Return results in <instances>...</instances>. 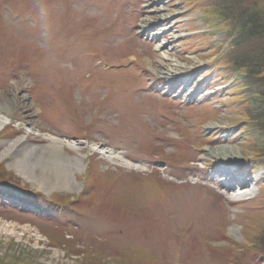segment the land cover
I'll return each mask as SVG.
<instances>
[{
	"label": "rangeland",
	"instance_id": "rangeland-1",
	"mask_svg": "<svg viewBox=\"0 0 264 264\" xmlns=\"http://www.w3.org/2000/svg\"><path fill=\"white\" fill-rule=\"evenodd\" d=\"M245 12L264 27V0H0V264H264V30L229 34ZM22 137L56 141L76 188L23 179Z\"/></svg>",
	"mask_w": 264,
	"mask_h": 264
},
{
	"label": "bare ground",
	"instance_id": "bare-ground-1",
	"mask_svg": "<svg viewBox=\"0 0 264 264\" xmlns=\"http://www.w3.org/2000/svg\"><path fill=\"white\" fill-rule=\"evenodd\" d=\"M30 25L31 24L28 23L26 26L29 27ZM49 58L51 60L53 56H50ZM165 73L166 76H170L169 73H171V70L166 69ZM1 112L2 110L0 108V130L8 123V121L2 116ZM24 140L25 137L19 138L9 146V150L11 148L15 149V147H18L17 151L22 155V157H20L17 161H14L11 166L18 170V173L23 179L28 182H32L38 187L39 190H42L46 193H50V191L55 190L73 191V189L76 188V185L73 182V174L70 172V167L66 163L67 161L64 160L65 156L59 150L60 146L56 143V141H54L49 148H46L48 151L43 155L42 153H36V148L29 146ZM9 150L3 153L2 159L10 152ZM103 153L107 154L109 152L105 151ZM214 155L215 157L218 156H216V154ZM220 156L221 154L219 157ZM210 157L204 156L202 160L209 161ZM116 158L117 157H112V159ZM80 163L81 162H79V160L76 161V167H78L76 171L78 173L80 172L81 168ZM127 165L128 164H125V166ZM253 195V189L247 188L240 190L235 195H233V197L236 200H241L252 197Z\"/></svg>",
	"mask_w": 264,
	"mask_h": 264
},
{
	"label": "trees",
	"instance_id": "trees-1",
	"mask_svg": "<svg viewBox=\"0 0 264 264\" xmlns=\"http://www.w3.org/2000/svg\"><path fill=\"white\" fill-rule=\"evenodd\" d=\"M223 9H225V8H223ZM235 23H236L235 26H233V28L231 29L229 34L232 36V39L235 40L234 43L236 45L241 43L246 38L247 39L251 38V37L257 38V36H259L261 34V31L264 30V27L262 26V23H261V20H259V17L258 16L256 17L255 15H250L247 12L242 13L239 16H237ZM237 48H239V45L237 46ZM247 60L250 61L249 58ZM248 61H246L243 65L240 64L239 65L240 68L241 67L242 68L247 67L249 69L250 73L253 71H256L257 70L256 68L259 67V64L250 63ZM261 72H263V70L258 72V74ZM247 76L248 77L246 79H248V78L251 79V75H247ZM259 109L260 108L258 106H256L255 114L257 116L260 113ZM254 120H256V119L254 118ZM259 120H256V122H258L257 125H262V122H260ZM259 237L261 238V240H259V244L261 241H263V244H264V232L262 234H260Z\"/></svg>",
	"mask_w": 264,
	"mask_h": 264
}]
</instances>
